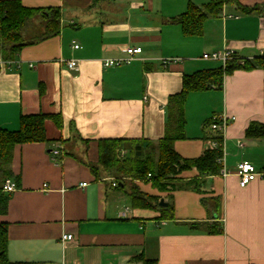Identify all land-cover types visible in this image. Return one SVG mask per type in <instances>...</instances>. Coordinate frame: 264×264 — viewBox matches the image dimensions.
I'll return each instance as SVG.
<instances>
[{"label":"crops","instance_id":"0c3cea01","mask_svg":"<svg viewBox=\"0 0 264 264\" xmlns=\"http://www.w3.org/2000/svg\"><path fill=\"white\" fill-rule=\"evenodd\" d=\"M29 8H60L57 37L25 47L11 62L0 54V128L19 129L21 116L59 115L62 127L47 121L51 143L18 145L11 171L16 191L8 211V259L34 264H264V177L245 188L237 167L243 161L264 171V138L246 137L252 122L264 125V71L237 70L223 88L191 93L185 105L186 139L175 143L183 158H199L208 147L206 121L233 116L224 133L226 177L184 172L173 189L141 190L171 202L175 219L133 208L109 179L68 155L97 160V142L106 139L158 141L166 133L170 97L182 91L183 77L224 67L203 55L232 49L253 61L264 50V15L245 14L264 0H234L208 18L200 37H186L171 19L188 4L210 0H21ZM79 48L75 49L74 45ZM142 52L127 65L104 69L103 61ZM76 60L71 71L65 61ZM72 126L82 140L72 137ZM60 155L53 156L54 149ZM86 184V186H83ZM216 205V207H215ZM129 209L127 217L120 213ZM218 224L222 234H211ZM72 235L70 241L62 236Z\"/></svg>","mask_w":264,"mask_h":264},{"label":"trees","instance_id":"16d2710c","mask_svg":"<svg viewBox=\"0 0 264 264\" xmlns=\"http://www.w3.org/2000/svg\"><path fill=\"white\" fill-rule=\"evenodd\" d=\"M102 0H93L96 4ZM235 3L234 0H210L203 6L189 3L187 11L171 19L172 23L181 25L186 37H200L204 33V24L208 18L217 17L224 5ZM245 14L260 13L264 15V4L254 7H243L237 4ZM62 29V13L60 8H29L21 0H0V54L5 62L13 61L16 56L28 46L36 45L57 37ZM239 59L228 62L224 67L201 70L183 77L182 91L170 97L168 104V121L166 133L158 141L148 139H106L97 142V160L87 159V154L78 156L70 148L67 154L85 163L97 180L113 178L118 183L117 189L129 199L133 208L154 210L161 213V218L175 219V208L171 202L167 207L160 206V197L141 190V184L151 185L160 193L173 189L174 183L184 172L195 169L199 176L220 175L222 165L219 159L223 157V149L210 148L199 158H183L175 149V143L186 139L185 135V105L191 93H201L212 89H222L226 76L237 70L264 71V57L253 61ZM53 121L62 127V118L58 115L43 113L21 116L19 129L8 131L0 128V215L8 211L12 193L4 191V183L13 178L11 162L14 148L18 145L33 143H51L47 137L46 123ZM213 118L206 121L205 131L212 125ZM69 140H60L64 145L69 141L80 140L85 146L88 142L82 140L73 129ZM220 145L223 136L216 132L207 135ZM246 137L264 138V125L252 122L246 130ZM216 207V205H215ZM8 224L0 223V264H34L12 263L8 259ZM211 234H222L223 229L218 224L208 227ZM143 264H157L156 261L137 258Z\"/></svg>","mask_w":264,"mask_h":264},{"label":"built area","instance_id":"2783aa9c","mask_svg":"<svg viewBox=\"0 0 264 264\" xmlns=\"http://www.w3.org/2000/svg\"><path fill=\"white\" fill-rule=\"evenodd\" d=\"M75 49H78L79 46L76 44L74 45ZM142 52L141 48H128L127 49V57L121 58V59H108L103 61V67L104 69L109 68H116L120 67L122 65L131 64ZM261 57H264V50L261 51ZM239 57L235 54L234 50L232 49H224L221 51H215L211 53H206L203 55V59L210 60V61H220L225 66L228 62L238 59ZM240 63H244V60L241 58L239 59ZM69 70L71 71H78L79 70V62L76 60H70L64 62ZM235 118L233 116H228L226 113H223L219 116H215L213 118V123L210 126V131L212 134L219 132L223 136V142L220 145L215 139L208 138V149L210 148H218L221 147L223 149V157L219 159V163L222 165L221 175L223 177H226L228 175V172L225 168V146H224V133L226 131V128L228 125L233 122ZM53 156L56 158L58 155H60V150L54 149L52 151ZM237 175L239 178V185L241 188H245L253 181L263 178L264 177V171H259L257 168L248 161L241 162L237 167ZM112 181V186L117 187L118 183L115 179L110 178ZM83 186H86V184H83ZM16 183L12 179H7L4 183V191L6 193H14L16 191ZM129 212V209H125L120 213L121 217H127V214ZM73 239L72 235H64L62 236V241H70Z\"/></svg>","mask_w":264,"mask_h":264},{"label":"water","instance_id":"95a60500","mask_svg":"<svg viewBox=\"0 0 264 264\" xmlns=\"http://www.w3.org/2000/svg\"><path fill=\"white\" fill-rule=\"evenodd\" d=\"M160 206L167 207V204L164 201H161Z\"/></svg>","mask_w":264,"mask_h":264},{"label":"rangeland","instance_id":"374dc122","mask_svg":"<svg viewBox=\"0 0 264 264\" xmlns=\"http://www.w3.org/2000/svg\"><path fill=\"white\" fill-rule=\"evenodd\" d=\"M142 188L145 189V185H142ZM161 201H164V200H160V202H161Z\"/></svg>","mask_w":264,"mask_h":264}]
</instances>
